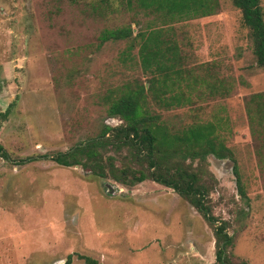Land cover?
<instances>
[{"label":"rangeland","instance_id":"374dc122","mask_svg":"<svg viewBox=\"0 0 264 264\" xmlns=\"http://www.w3.org/2000/svg\"><path fill=\"white\" fill-rule=\"evenodd\" d=\"M149 13L126 0H0V145L10 157L0 155V264H65L69 254L70 264H86L77 255L102 264H216L211 226L173 188L149 178L123 185L50 159L105 124H123L108 115L109 99L126 85L148 87L149 75L137 46L125 53L130 39L100 43L98 36L104 28L128 25L135 35L159 25ZM168 25L182 68L218 91L197 84L185 89L191 104L165 109L151 98V111L171 131L215 123L235 161L208 155L192 167L211 212L229 222L228 258L264 264V120L249 100L264 92V68L231 0ZM104 155L118 168L147 167L125 146Z\"/></svg>","mask_w":264,"mask_h":264},{"label":"trees","instance_id":"16d2710c","mask_svg":"<svg viewBox=\"0 0 264 264\" xmlns=\"http://www.w3.org/2000/svg\"><path fill=\"white\" fill-rule=\"evenodd\" d=\"M126 1L131 5L135 3L145 11L156 13L159 25L147 24L135 35L132 27L128 25L104 28L98 40L104 43L130 39L125 53L128 56L134 46H137L142 70L149 75L148 87L139 83L126 85L109 99L108 115L118 116L123 124H105L97 135L88 137L65 151L55 152L50 159L63 166L80 165L96 176H109L123 185H134L149 178L173 188L186 198L211 226L215 238L216 264H251L247 261L232 262L228 258L227 251L232 245V235L227 231L229 222L211 212L206 202L207 189L199 182V172L192 167V161L202 163L208 155L218 159L228 157L235 161L231 150L216 134L215 123L195 122L178 131H171L160 115L151 111L148 101L153 98L156 105L170 109L191 104L192 99L190 94L186 96L185 89L192 90L197 84L202 86L203 89L200 87V90L209 95L218 91L215 82L202 80V83H198L196 76L182 68V57L175 40L169 34L168 24L182 19L209 16L218 10L219 0ZM231 2L240 11L242 23L248 29L255 63L264 68V6L261 0ZM249 100L255 103V115L259 112L264 120V92L251 95ZM108 146L117 149L127 147L136 161L141 159L147 162L146 169L116 167L113 157L104 155ZM0 155L10 160L1 145ZM186 159L191 161L188 167L185 165ZM233 172L239 195L246 197L236 164ZM77 256L86 264H102L89 256ZM71 257V254L67 256L65 264H70Z\"/></svg>","mask_w":264,"mask_h":264}]
</instances>
